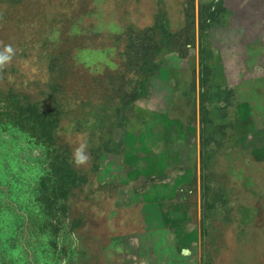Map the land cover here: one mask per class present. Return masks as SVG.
<instances>
[{"label": "rangeland", "instance_id": "1", "mask_svg": "<svg viewBox=\"0 0 264 264\" xmlns=\"http://www.w3.org/2000/svg\"><path fill=\"white\" fill-rule=\"evenodd\" d=\"M173 2L0 0V41L17 50L0 79V264H153L150 237H135L161 218L146 205L153 179L167 173L154 147L167 114H150L153 82L167 63L198 62L199 46L205 104L233 103L222 84L244 78L236 92L254 113L200 114L203 264L211 251L214 264H264V163L254 161L264 144V0ZM178 15L181 23H166ZM243 25L247 49L232 35ZM83 141L90 162L76 167ZM246 141L256 150L229 156ZM195 199L184 201L191 209ZM130 203L122 236L106 237V212Z\"/></svg>", "mask_w": 264, "mask_h": 264}, {"label": "crops", "instance_id": "2", "mask_svg": "<svg viewBox=\"0 0 264 264\" xmlns=\"http://www.w3.org/2000/svg\"><path fill=\"white\" fill-rule=\"evenodd\" d=\"M169 1L174 4L173 0ZM164 4L167 9V0H164ZM145 13H147V10ZM148 13L142 15L139 20H143L144 17L148 16ZM165 16H167V11ZM165 18L167 24L181 23L179 15L175 18H169V16ZM171 19L177 20L173 22ZM201 23V21L198 22L200 32L203 31ZM229 26L223 27L229 28ZM234 27L236 26L233 24L232 28ZM214 28H217V26L211 27V30ZM248 29L243 25L239 33L235 30L232 33L233 37L244 40L243 47L246 49L252 46V42L249 41L252 35L247 32ZM211 30H208L207 33L209 40L212 42ZM259 37L264 38V33ZM200 44H202V40H200ZM257 44L264 48V44ZM200 48L201 46H199L200 56L198 62H196V57L193 64L182 63L180 59L176 63H167V76L153 82L156 88L155 92L157 91L158 94L153 98L154 103L152 102L153 106H151L152 112L150 114H167V126L154 132L155 151L159 154L163 153L161 159L164 158L165 162H160V164L162 167L167 168V173L153 179L149 187V193H152L151 200L146 205L153 214L158 209V216H161V218L153 217L149 226L143 224L142 230L135 236L137 239L142 235H147V238L150 237L151 242L146 247L149 252L156 255L153 256V264H203L196 217L198 215V168L202 135L200 133V114H208V109L219 110L222 114H230L231 111L232 114H254L249 96L246 97L244 94L241 96L240 93L236 92V88L241 84L249 82L248 79L244 78L230 80L229 77L222 84L225 87L226 97L228 96L229 99L232 96L233 103L226 105L222 104L223 100H219L217 104H205L204 92L209 88L208 81L210 80L205 77L207 66H204L201 62L202 48ZM245 51L244 49V53ZM238 108L239 110L236 111ZM242 146L245 147L230 148L227 151L230 152L229 156L233 157V152H239L240 149L250 152L256 150L252 148V143L248 141ZM259 151L260 157L259 159L254 158V161L264 163V144H260ZM189 182L193 184L191 190L187 185ZM189 193L192 198H196L191 209L184 201ZM133 196L131 193V196L126 198L131 199ZM117 200L120 202V199ZM133 208L130 203L122 208L119 206L111 207L106 212V224L102 223L101 226V230L106 233V237L111 239L122 236L117 233L122 230V227L119 226V218ZM188 214H191L190 218ZM160 223L162 224L160 225ZM123 236L126 238L125 234ZM210 261L212 264L216 262L213 251L210 254ZM116 263L118 264L117 260Z\"/></svg>", "mask_w": 264, "mask_h": 264}, {"label": "clouds", "instance_id": "3", "mask_svg": "<svg viewBox=\"0 0 264 264\" xmlns=\"http://www.w3.org/2000/svg\"><path fill=\"white\" fill-rule=\"evenodd\" d=\"M16 54L17 50L12 44H4L0 41V79L4 78V73L11 66ZM71 162L76 167L85 166L90 162L88 144L86 141L80 142L78 146L73 149Z\"/></svg>", "mask_w": 264, "mask_h": 264}, {"label": "trees", "instance_id": "4", "mask_svg": "<svg viewBox=\"0 0 264 264\" xmlns=\"http://www.w3.org/2000/svg\"><path fill=\"white\" fill-rule=\"evenodd\" d=\"M25 109H27L28 111H30V112H32V109H30L29 107H25ZM202 121H203V119H202Z\"/></svg>", "mask_w": 264, "mask_h": 264}, {"label": "bare ground", "instance_id": "5", "mask_svg": "<svg viewBox=\"0 0 264 264\" xmlns=\"http://www.w3.org/2000/svg\"><path fill=\"white\" fill-rule=\"evenodd\" d=\"M111 178V177H110Z\"/></svg>", "mask_w": 264, "mask_h": 264}]
</instances>
